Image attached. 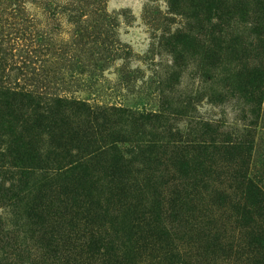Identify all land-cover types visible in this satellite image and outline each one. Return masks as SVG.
<instances>
[{
    "label": "rangeland",
    "instance_id": "1",
    "mask_svg": "<svg viewBox=\"0 0 264 264\" xmlns=\"http://www.w3.org/2000/svg\"><path fill=\"white\" fill-rule=\"evenodd\" d=\"M12 92L30 93L34 100ZM57 98L63 110L68 106L62 114L72 123L73 137L76 113H82L75 106L81 101L95 115L114 118L115 123L100 127L102 138L123 129L129 141L119 145L122 149L131 148L132 138L134 144L142 141L141 148L154 145L156 159L138 175L147 190L126 197L127 205L112 211L126 221L154 216L161 209L155 204L160 193L166 198L178 187L170 182L177 175L169 156L177 146H189L195 157L200 140L252 143L249 174L256 178L264 156V0H0V264L98 261L93 250L87 251L89 243L99 236L108 247L110 240L123 238L121 217L112 231L107 203L101 204V224H94L84 213L87 204L75 212L67 208L66 195L57 193L68 185L62 172L76 158V139L68 141L73 144L68 160L59 155L64 147L53 156L57 142L35 120L46 114L41 107L56 106ZM132 129L139 133L130 134ZM104 140L103 146L109 138ZM28 142L38 152L34 164L40 167L23 177L21 171L30 168L15 162L24 165L25 156L17 153ZM137 152L134 148L126 157L140 161L134 168L144 167L146 160ZM232 167L224 159L216 161L204 188L195 187L203 192L204 208L191 212L190 223L210 221L233 234L234 210L215 197L222 190L233 201L240 199L229 181ZM193 180L186 190L194 189ZM165 204L157 224L183 258L187 250L192 253L183 236L188 232ZM157 254L146 250L136 264H162Z\"/></svg>",
    "mask_w": 264,
    "mask_h": 264
},
{
    "label": "trees",
    "instance_id": "2",
    "mask_svg": "<svg viewBox=\"0 0 264 264\" xmlns=\"http://www.w3.org/2000/svg\"><path fill=\"white\" fill-rule=\"evenodd\" d=\"M7 92L8 90L3 94L6 95ZM12 94L19 96L21 100L25 99L29 102L34 100L30 93L23 95L12 92ZM58 101L62 102L60 98H57L56 106L41 107L42 112H46V114L42 113L39 118L37 116L35 119L37 120L36 125L43 130L46 127L47 132L45 133H48L51 140L57 142V147L53 145L54 150L51 151L53 156L58 154L57 148L64 147L63 153L60 154L59 152V155L68 160L71 155L70 150L73 148V144H69L68 141H70L69 139H76V158L71 159L72 161L68 164L69 168L62 172L65 180L63 181L68 185L63 188L64 191L59 190L57 193L62 196L66 195L67 208L71 207L73 210L75 209V212L77 208L81 207V204H87L84 213L87 216V221L92 220L94 224H101L104 217L101 204L107 203L109 210L107 213L110 214L111 209L110 215H112V223L114 222L112 231L116 232L118 229L116 228V220H119L117 218L121 216L114 213L115 209L118 210L121 205H127L126 197L128 199L133 198L138 190H147L148 185L145 184V187H142V180L139 179L138 175L145 169H150L149 164L157 157L154 153L155 147L143 143L144 148H141L140 142L142 141L138 139L140 142L136 145L134 141L137 139L132 138L131 148L122 149L119 145L129 141L125 140L126 138L122 134L123 129L108 131L105 138H109V140L105 146L101 145L100 143L105 141V138L101 136L105 135V130L100 129V127L102 125L108 127V124L115 123V120L103 112H98L99 115H95V112H90V107L81 101L76 102L75 106L82 113L80 116L78 112L76 113V130L73 137L70 134L74 131L72 130V123L65 119L62 114L68 106H65L63 110ZM11 104H9L10 107L8 106L9 109H11ZM38 107V104H35L33 109L37 110ZM129 115L133 116V114ZM99 116L101 117L100 123H98ZM133 117L143 121L149 118L148 115L142 114ZM131 133L136 136L139 132L132 129ZM213 139H210L208 143L200 140L195 157L189 146H177L172 150L171 155L169 154L171 164L177 175L176 178H171L170 182H177L179 185L174 189L173 194L171 193L166 198H162V193L154 192L155 196H158L159 193L161 195V201L157 199L155 201V204H159L161 208L157 214L154 216L141 214L128 221H126L125 216L121 217L122 229L119 231H121L123 238L119 243L110 240L108 247H105L102 243L103 239L98 236L87 246V251L93 250L92 254L96 255L98 261H90L85 258L83 260L70 259L67 262L70 261L71 264H136L141 260L140 256L146 250H150L158 253L154 257L162 264H208L210 262L216 263L219 259L226 264L235 262L237 264H264V156L257 168L256 178H253L249 174L252 143L245 144L238 140H223L220 143L213 142ZM246 145L249 146L245 147ZM134 148L138 151V156H142L146 160L142 163L144 167L134 168V163L140 161L126 157L127 154L134 152ZM37 153L31 142L26 143L22 150L18 151V156L23 155L26 160L24 165L16 160L15 165L30 168L21 171L23 177L26 174L28 176L34 174L35 169L40 167L34 164ZM221 159L233 166L229 173V181L236 185L237 195L240 198L233 201V198L222 190H219V194L215 195L222 204L227 201L234 210L236 223L233 228L229 229L233 233L230 236L226 234L228 230L224 226L221 229L210 225V221L196 226L189 220L191 219V212L198 211L200 207L204 208L203 192L194 191L195 187L201 183L204 188L207 175L213 171L216 161L220 163ZM49 160L46 159L47 163ZM62 166L57 167L58 172L64 169ZM149 173L152 174V172ZM191 179H194V189L189 191L185 187ZM164 181L167 180L162 182L164 183ZM230 185L233 184L230 183ZM163 204L166 205V210L172 218L182 219L183 227L188 232H183V236L189 239L187 249H191L192 253L187 250L184 252L183 258L172 251L171 244H168V240L171 239L165 238L168 231L164 227L160 228L157 224L159 217H161L159 213L163 210ZM112 211L114 212L112 213ZM199 216L205 217L204 214ZM142 217L148 218V220L140 222L139 219ZM178 241L181 243L180 239ZM101 249H104L106 253L100 252ZM136 257L139 259L135 260Z\"/></svg>",
    "mask_w": 264,
    "mask_h": 264
}]
</instances>
